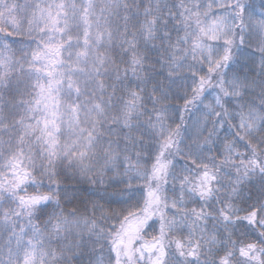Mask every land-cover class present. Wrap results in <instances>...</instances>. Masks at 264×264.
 Segmentation results:
<instances>
[{"label": "snow or ice", "instance_id": "snow-or-ice-1", "mask_svg": "<svg viewBox=\"0 0 264 264\" xmlns=\"http://www.w3.org/2000/svg\"><path fill=\"white\" fill-rule=\"evenodd\" d=\"M0 264H264V0H0Z\"/></svg>", "mask_w": 264, "mask_h": 264}]
</instances>
